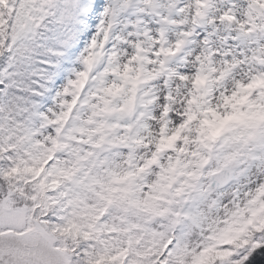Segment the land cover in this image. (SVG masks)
I'll return each instance as SVG.
<instances>
[{
  "label": "snow or ice",
  "instance_id": "6c2138e0",
  "mask_svg": "<svg viewBox=\"0 0 264 264\" xmlns=\"http://www.w3.org/2000/svg\"><path fill=\"white\" fill-rule=\"evenodd\" d=\"M0 264H264V0H0Z\"/></svg>",
  "mask_w": 264,
  "mask_h": 264
}]
</instances>
